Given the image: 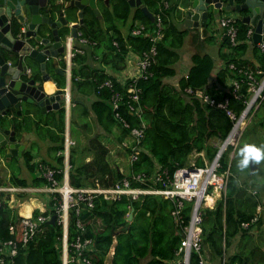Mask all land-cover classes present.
Here are the masks:
<instances>
[{
    "label": "trees",
    "instance_id": "1",
    "mask_svg": "<svg viewBox=\"0 0 264 264\" xmlns=\"http://www.w3.org/2000/svg\"><path fill=\"white\" fill-rule=\"evenodd\" d=\"M167 8L163 9L162 35L155 42L154 62L149 67L151 75L147 78H139L137 85L140 87L139 116L130 115L122 110L123 116L130 126H142L143 136L140 139L138 158L127 165L126 170L119 171L118 167H112L106 156L108 150L97 134L90 136L86 142H80L77 138L75 144L70 146L68 153L67 178L69 184L74 187H83L93 184L94 178L99 183L107 186L123 176H129L135 172L151 173L155 164L165 166L169 173L178 167L188 163V156L202 152L205 160L212 159L216 152L213 140L221 141L228 133L232 121L225 113L216 107L209 106L200 101L198 92H215L218 87L206 86L209 75L214 66V59L207 53H192L190 66L185 75L178 77L176 86H170L163 82V78L175 74V63L179 59L177 49L180 48L186 29H177L168 22L167 16L175 10V2L166 0ZM141 3L152 13L158 10L160 0H141ZM186 3V0L183 4ZM60 7V6H58ZM101 16L97 19L86 8L83 23L78 29L83 36L95 40V45L89 52L75 54L71 58L70 102L73 103L71 114L77 112L81 125H87L84 121L89 112H92L96 123L109 133L112 127L118 129L115 134L117 145L128 135V130L121 128L114 120L108 98L110 91L106 87L97 88L105 79L113 81V88L121 90L122 86L115 81V73L124 68V57L128 51L140 54L147 51L151 45L147 35H121L118 28L120 23L127 19L137 21L144 25L146 32H152L153 21L149 20L138 7H131L125 0H112L110 8L100 9ZM70 18V17H69ZM73 20V18H70ZM14 23V21H12ZM235 43L230 44L228 38L222 36L218 42L216 56L224 61L223 68L215 73V82L220 87L224 86L226 78L242 79L244 76L238 69H253L255 66L264 72V54L257 47L249 44L246 38L248 25L242 23L239 18L235 20ZM212 30L205 40H212ZM61 34L67 33V27L60 29ZM112 40L116 46L112 45ZM100 44L103 48L100 47ZM250 46V47H249ZM249 48V49H248ZM249 50L251 59L245 58ZM13 57L12 63H16ZM96 60V65L87 64V59ZM48 63V61H47ZM59 65L64 68V61L59 60ZM232 63L234 68H228ZM29 78L40 82V71L37 64H33ZM51 79L59 88L64 87L62 75L53 71L50 65L47 67ZM108 70V71H107ZM260 75H257L259 79ZM215 84V83H214ZM221 88V89H222ZM83 89L95 94L88 106L74 103L72 92ZM240 99L233 98L228 91H222L216 98L223 95L229 96V107L239 114L244 104L242 99L247 95L245 83L239 86ZM262 99L259 103L262 116L258 125L264 126V89L261 92ZM75 107V108H74ZM31 112V116L28 112ZM33 114L37 119H32ZM64 105L55 110L42 113L38 108H31L22 113L19 120H14L16 132L31 130L38 137L48 139L52 144V153L62 150L64 134ZM258 116V113H255ZM73 135L72 129L70 131ZM122 150V149H121ZM126 155L129 149L123 148ZM224 151L219 158L218 172L226 171L225 188L221 197L215 201L212 209H204L202 213V236L208 259L220 264L224 255L223 264H253L263 262V250L252 240L251 228L260 223L257 217L255 223L244 229L239 226L241 221H248L254 214L258 200L254 193L247 192L245 187L236 179V170L233 158L228 160ZM202 156L194 157V164L203 165ZM88 157V160L85 158ZM22 159L28 169L31 154L29 150L22 152ZM55 168H62V155L55 157ZM61 174H56L59 180ZM12 185H44V178H31L27 182L23 178L11 174L8 178ZM54 200L48 201L46 209L41 214L48 215L53 212ZM172 205L167 199L155 195H144L137 200H128L121 196L117 200H105L100 196L94 199L91 208H80L77 215L74 210L69 211L67 226V241L77 233L74 226L76 218L82 220L85 227L84 236L93 241V248L84 254L90 260V264H158L161 259L173 256V251L178 244L179 235L175 233L173 222L169 216ZM132 208L130 219H126L127 212ZM40 213L34 209L31 216ZM8 225H12L13 234H8ZM42 230L38 232L24 247H20L14 257L15 264H58L60 261V237L61 228L58 224L43 223ZM21 216L12 212L6 200L0 203V241L13 238L20 243ZM235 250L230 252L232 245ZM75 264V263H69ZM193 264V263H192Z\"/></svg>",
    "mask_w": 264,
    "mask_h": 264
},
{
    "label": "built area",
    "instance_id": "2",
    "mask_svg": "<svg viewBox=\"0 0 264 264\" xmlns=\"http://www.w3.org/2000/svg\"><path fill=\"white\" fill-rule=\"evenodd\" d=\"M161 5L158 10L152 13L153 30L146 32L144 25L134 23L130 28L131 35H147L151 41V45L147 51L136 54L134 61L135 73L131 76L115 75V81L122 86L121 90L113 88V81L105 79L97 88L106 87L110 91L108 102L114 120L121 128L128 130V135L119 144V148H128L126 165H131L138 158L139 141L143 136L142 126H130L129 122L122 114V110L130 115L139 116V95L140 87L137 85L139 78H147L151 75L149 67L154 62L155 42L161 37L162 32V15L163 9L167 8L166 0H160ZM231 11H225L216 19V29L219 30L220 38L225 36L230 44L235 43L236 36V18ZM252 29L248 27L246 30V38L251 43ZM68 41L74 40L75 45L60 57L68 68L71 64V58L75 54H84L87 48L95 45V40L83 36L80 29L75 32V38L67 35ZM112 45L116 46V42L112 40ZM261 54H264V41L254 44ZM228 68H234L232 63L228 64ZM244 77L242 79L231 78L228 85L218 87V89L209 94L204 91L198 92L201 102L221 109L225 115L232 121V125L226 136L218 142L216 152L211 160L204 161L202 152L193 153L202 156L203 165L198 167L194 164V160L186 165L178 167L170 174L168 169L159 164L151 173L135 172L129 176H123L107 186L99 183L94 178L91 185L84 187H74L69 184L67 178L68 170V153L69 147L74 144L72 138L65 131L63 134L62 150L58 154L62 155V168L51 167L45 163L38 162L37 170L39 176L44 178L46 184L43 190L50 194L54 200L53 212L44 215L38 213L36 216H21V238L20 243L13 238L0 241V264H15L14 257L20 247L31 240L38 232L42 230V224L46 223L51 214L55 215L54 224H58L61 228L60 237V261L58 264H90V260L85 256V252L93 248V241L90 237L84 236L85 227L82 220L76 218L74 226L77 233L67 241V226L69 220V211L74 210L75 215L78 214L80 208H91L94 199L97 196L105 200H117L124 196L128 200H137L144 195H155L171 202L169 216L173 222L175 233L179 235V241L173 251V256L168 259H161L158 264H209L208 254L203 243L202 236V213L203 210L214 207L215 201L221 197L225 188V178L218 172L219 158L224 149L230 147L234 150L240 136V130L243 120L246 117L247 110L251 104H254L259 98L260 103L262 95L260 93L264 89V72L256 66L253 69H238ZM257 75H260L257 79ZM246 85V97L242 99L243 109L239 114L229 107V96L223 95L222 98H216V95L222 91H228L231 96L236 99L241 98L239 86L241 83ZM222 88V89H221ZM252 94V95H251ZM69 102L66 100L65 104ZM232 150V151H233ZM119 171H122L118 168ZM60 173L61 178L56 179V174ZM17 190L16 187L0 185V203L2 194L5 191ZM217 193V196H215ZM259 205L256 206L255 214L248 221H241V228H248L250 224L255 223L258 217ZM128 214V212L126 213ZM8 234H13L12 225H8ZM224 255H222L220 264H223Z\"/></svg>",
    "mask_w": 264,
    "mask_h": 264
},
{
    "label": "water",
    "instance_id": "3",
    "mask_svg": "<svg viewBox=\"0 0 264 264\" xmlns=\"http://www.w3.org/2000/svg\"><path fill=\"white\" fill-rule=\"evenodd\" d=\"M94 1L69 0L67 5L77 10L81 24V11L85 4L98 13ZM126 2L130 7H138L152 21V13L140 0ZM180 11L185 26L198 28L206 26L220 12L231 11L252 29L250 37L253 44L264 41V0H187ZM77 23L68 25L69 21L57 2L0 0V154L3 157L21 154L23 145L16 138L18 132L14 130L13 116L31 109L27 106L21 112L23 104L36 105L41 112H45L57 109L59 101L65 104L69 99V94L66 91L63 94V89L57 85L51 94L44 93L40 82L26 75L30 69L26 68L23 58L29 57L38 62L41 80L51 79L46 72L47 59L57 57L67 49L66 37L59 30L67 27L69 35L75 38ZM6 55L16 56L15 65L8 62ZM28 115H32L30 111ZM131 215L132 208L126 219H130ZM54 218L55 215L51 214L46 223L54 225Z\"/></svg>",
    "mask_w": 264,
    "mask_h": 264
},
{
    "label": "crops",
    "instance_id": "4",
    "mask_svg": "<svg viewBox=\"0 0 264 264\" xmlns=\"http://www.w3.org/2000/svg\"><path fill=\"white\" fill-rule=\"evenodd\" d=\"M173 1L175 2V10H173L172 12H170L168 14L167 20H168V22L172 23L177 29H180V30L186 29L187 33L183 38L182 45L180 46L179 49H177V51L179 53V59L175 63L176 64L175 74L171 77L175 78V80L177 82L178 77L186 74V72L190 66V55L192 53H195V52H198L200 54L207 53L209 56H211L214 59V66H213V69L209 75L206 86L220 87L218 84H216L214 76H215V73L218 69L223 68L224 61L219 60L216 56V52H217V48H218V42L220 41L219 40L220 35H219V30L216 29L215 24H216V19L221 14H223L224 12H222V13L220 12L219 14L215 15L212 18V20L210 21V23H208L206 26H204L202 28L194 27L192 25H190V26L186 25L185 26L183 24L180 7L185 6L187 4V0H186L185 4H183V2L185 0H173ZM133 8L134 7H131V9H133ZM233 15L235 18L237 17L235 14H233ZM129 21H130V23H129L126 31H122L119 28L120 25L118 26L122 36H124L126 34L131 35L130 28L132 27V25L134 23H137V21L131 22L130 18H129ZM69 23L71 24V22H69ZM70 24H68V25L70 26ZM211 30H212L211 36L213 37V39L212 40H205L206 36L209 35ZM250 40H251V38H250ZM65 43L67 46L66 51L70 48L71 45H74V41L73 40L68 41L67 36H66V42ZM249 44H253L252 40H251V43H249ZM100 47L103 48V46L101 44H100ZM90 49L91 48H87L85 50V52L88 53ZM14 56L15 55H6V59L8 60V62L11 63V65H15V63H12ZM61 56L62 55L58 54L57 57H50L49 59H47L48 63L46 61V72L49 74V77H51V74L47 70V67L50 65L51 67H53L54 72L62 75L64 78V87L61 89H63V94L65 91L69 94V102L67 104H63L64 110H65L64 132L66 131L71 138H72V136L70 134L71 129H72L73 133H75V130H79L80 133L89 134V133H91L90 126L81 125L82 124L81 121H83V120L81 118H79L76 111H74V113L71 114V108H73V103L70 102V95H71V91H70V87H71L70 67H71L72 63L70 64V66L68 68L66 67V64H64V68L62 69L58 63L59 60H61L60 59ZM245 58L251 59L249 50L246 52ZM96 60H97V58L95 60L87 59L86 63L90 64L91 66H94L97 64ZM135 60H136V54L131 52V51H128L124 57V68L121 71L115 73L114 75H122V76L133 75L135 73V70H136L135 66H134ZM23 63L26 65L27 69H29V65H31L30 68H32V65L34 63L37 64V66L39 67L38 62H36L35 60H33L29 57H24ZM57 70H61L62 72L60 73ZM30 71L26 75L30 76V73H31ZM167 78L168 77L163 78V79H167ZM231 80H232L231 78H226L224 81V85L230 84ZM36 82H38V81H36ZM39 84L41 85L43 92L46 94H51L56 89L55 82L53 81V79L51 80L50 78L47 80H41ZM173 86H175V85H173ZM72 97H73L72 99H73L74 103H80V104H83L85 106H88L89 102L91 100L95 99L96 96L94 93L88 92L87 90L83 89L82 91H78V90L73 91ZM59 102L63 103L62 100ZM22 106L23 107L21 108V112H23L24 107H27V106H29L30 108H33L34 111H37V108H38V106H36V105H24L23 104ZM50 110H55V109H50ZM50 110H46L45 112L50 111ZM258 111L262 112V109L261 110L259 109ZM42 113H44V112H42ZM21 115H14L13 120H19ZM93 117H94L93 114L91 112H89L86 119L90 120V118H93ZM32 119H34V120L37 119V116H35L33 114ZM98 127L100 128L99 132L101 133V131H102L103 136H105L106 134L104 133V130L100 126H98ZM16 138L20 141V144L23 145V147L21 149V154H20V156L11 155L10 157H3V154H0V182H2V180H3L2 178H6L4 180L5 182L7 180L5 185H8V186L10 185V186L16 187L17 190L5 191L2 194L1 201L6 200L8 206L10 208H12L13 213H17V215H19V216H28V215H31V213L34 209H37L39 212L44 211L48 205L47 198H49L51 200L50 194L43 190V185H27V186L12 185V184H9L8 178H10L11 174L17 176L18 178H23V179L26 178L25 180L27 182H29L31 178H35V177L36 178H42L39 176V172H38L37 167H36L37 163L42 162V163H45L49 166H56L55 157L57 156L58 151L55 153H52L50 150V146L52 143L46 138L39 139V137H37L36 134H34V132L31 130L30 131L29 130L19 131L18 133H16ZM25 150H29V152L31 154L30 164H33L32 169H28L25 166L24 162H23V164L25 167H20L21 165H23L22 164V161H23L22 152ZM88 159L89 158L87 157L86 160H88ZM30 192L43 194L41 196L42 198H40L37 201V199L35 197H31V195H27V193H30ZM46 194H48L49 197L46 196ZM24 195H27V197H25L23 200L22 198L24 197ZM26 198L29 200V202L25 201ZM35 200H36V202L34 203ZM45 201H46V205L44 204ZM53 206H52V208H53ZM13 207H15L16 210H14Z\"/></svg>",
    "mask_w": 264,
    "mask_h": 264
},
{
    "label": "rangeland",
    "instance_id": "5",
    "mask_svg": "<svg viewBox=\"0 0 264 264\" xmlns=\"http://www.w3.org/2000/svg\"><path fill=\"white\" fill-rule=\"evenodd\" d=\"M130 21L129 19L126 20V22L120 25V29L122 31H126L128 28ZM176 69V64L174 65ZM165 84H168L170 86L175 85L176 86V80L173 77H168L167 79H163ZM252 95V94H251ZM260 95H262L260 93ZM259 98L256 100L254 104H251L250 107L247 110V114L245 119L243 120V125L240 130V136L237 141V144L234 148V150L230 147L224 149V151L229 150L227 152V158L228 160L231 159L233 152L235 153V156L233 158V163L235 166L236 170V179L237 181L242 184L247 192L254 193L258 200V205H259V211H258V217L260 218V223L258 225H255L254 227L251 228L250 232L252 233V240L254 244H256L261 250H263V255H264V163H261L259 165H252L251 168L245 169L241 171L238 168V162L240 160V149L243 148L245 144H256V145H264V126L258 125L259 119L262 116L261 112L258 111L260 109V105L258 102ZM92 113V112H91ZM255 113H258V116L255 115ZM87 117V116H86ZM84 121L87 123L88 126H90V131L91 133L86 134V133H80L79 130H75V133L72 135V139L75 142V139L77 138L80 142H86V140L94 135L97 134L100 137V140L106 145V148L108 150L107 153V160L109 164L114 168L118 167L122 171L126 170V155L123 153V151L119 148L117 145L116 139H115V134L118 132V129L115 127H112L111 131L109 133H105L106 135L103 136L102 131L101 133L100 128L98 127L99 125L96 123L94 117L90 118V120H87L86 118ZM39 137V136H38ZM39 139H43V137H39ZM218 140H213L212 144L216 145L218 144ZM75 144V143H74ZM74 146V145H73ZM70 149V147H69ZM233 150V151H232ZM223 151V152H224ZM87 157L85 158V160ZM194 158L191 156V154L188 156V162L193 161ZM204 161H207L204 159ZM23 164V161H22ZM20 167H25L24 164L21 165ZM22 175V174H21ZM223 178L226 177V171L224 174H222ZM2 182H0L1 186H4L6 182L4 181L6 178H2ZM26 179V178H25ZM29 179V178H28ZM224 191V190H223ZM27 195H31V197H35L37 201L42 198L41 196L43 194L40 193H35V192H30L27 193ZM27 195H24L22 198L24 200ZM46 196L49 197L48 194ZM217 196V195H216ZM50 199L47 198V201ZM26 202H29V200L26 198ZM36 200L34 201V203ZM48 203V202H47ZM24 204V203H23ZM46 205V201L44 202ZM14 210H16L15 207H13ZM21 215V214H20ZM235 250V245H232V248L229 250L230 252H233ZM264 259V256H263ZM108 261H106L105 264H107ZM209 264H215L212 260L208 259ZM253 264H264L263 262H254Z\"/></svg>",
    "mask_w": 264,
    "mask_h": 264
},
{
    "label": "flooded vegetation",
    "instance_id": "6",
    "mask_svg": "<svg viewBox=\"0 0 264 264\" xmlns=\"http://www.w3.org/2000/svg\"><path fill=\"white\" fill-rule=\"evenodd\" d=\"M49 2H57L58 3V6H60L59 7V9H61L62 11H63V15L65 16V18H67V20L69 21V22H71V24L72 23H77V27H76V30L79 28V26L80 25H82V23H83V17H84V11L86 10V8H88L89 10H90V12L92 13V15H94V16H96L97 17V19H99V17L101 16V14H100V9H102V8H110V5H111V2H112V0H95L94 2H95V7L97 8V10H98V13L96 14V13H94L93 12V10L91 9V8H89L86 4L83 6V9H82V11H81V19H82V23L80 24L79 23V17H78V13H77V10L74 8V7H70V6H68L67 4H68V1L69 0H48ZM126 1V0H125ZM140 2H141V0H140ZM79 3H80V1H79ZM66 5V6H65ZM73 18V20L72 19H70V18ZM70 24V23H69ZM62 28H65V27H62ZM76 30H75V32H76ZM60 31V30H59ZM63 35V34H62ZM65 35V37L67 36V35H69V29L67 28V33L66 34H64ZM65 52H63V53H61L60 55H63Z\"/></svg>",
    "mask_w": 264,
    "mask_h": 264
},
{
    "label": "clouds",
    "instance_id": "7",
    "mask_svg": "<svg viewBox=\"0 0 264 264\" xmlns=\"http://www.w3.org/2000/svg\"><path fill=\"white\" fill-rule=\"evenodd\" d=\"M239 155L241 158L238 162V168L241 171L249 169L250 165L264 163V145L245 144L243 148L240 149Z\"/></svg>",
    "mask_w": 264,
    "mask_h": 264
},
{
    "label": "bare ground",
    "instance_id": "8",
    "mask_svg": "<svg viewBox=\"0 0 264 264\" xmlns=\"http://www.w3.org/2000/svg\"><path fill=\"white\" fill-rule=\"evenodd\" d=\"M217 195V193H215V196Z\"/></svg>",
    "mask_w": 264,
    "mask_h": 264
}]
</instances>
